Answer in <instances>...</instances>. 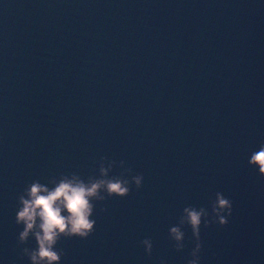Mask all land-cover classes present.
<instances>
[{
  "label": "water",
  "instance_id": "95a60500",
  "mask_svg": "<svg viewBox=\"0 0 264 264\" xmlns=\"http://www.w3.org/2000/svg\"><path fill=\"white\" fill-rule=\"evenodd\" d=\"M261 142L264 0H0V264H31L15 215L32 182L101 167L142 187L95 202L94 233L61 239L60 264H187L191 229L177 252L169 228L216 192L232 215L201 227L200 264H264V177L247 162Z\"/></svg>",
  "mask_w": 264,
  "mask_h": 264
},
{
  "label": "clouds",
  "instance_id": "9594fccd",
  "mask_svg": "<svg viewBox=\"0 0 264 264\" xmlns=\"http://www.w3.org/2000/svg\"><path fill=\"white\" fill-rule=\"evenodd\" d=\"M247 162L259 176L264 177V142L250 151ZM120 164L123 165L124 161L121 160ZM132 172L131 167H126L118 175L108 178V171L101 167L100 178L89 177L85 183L76 176L72 179L65 176L51 189L39 182H32L25 189V194L18 197L19 209L15 223L23 226L17 243L26 244L28 238L34 236L36 247L22 248L21 257H27L31 264H60L65 252L57 249L56 245L61 239H86L94 233L96 220L90 217L93 216L95 202L113 197L125 198L131 193L133 184L137 190L142 187L143 175H132ZM62 210L67 215H61ZM232 210V200L221 192H216L214 199L209 198L207 207H184L176 225L169 228L168 238L172 247L177 252L185 249L186 233L183 229L190 228L194 247L189 253L191 259L187 264H200L203 248L201 227H226ZM101 211L106 209L102 208ZM140 244L150 258L153 249L151 238L143 239ZM160 264H166V261L161 260Z\"/></svg>",
  "mask_w": 264,
  "mask_h": 264
}]
</instances>
